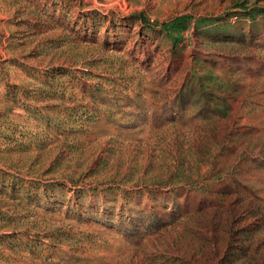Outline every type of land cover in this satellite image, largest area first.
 <instances>
[{
    "label": "rangeland",
    "instance_id": "rangeland-1",
    "mask_svg": "<svg viewBox=\"0 0 264 264\" xmlns=\"http://www.w3.org/2000/svg\"><path fill=\"white\" fill-rule=\"evenodd\" d=\"M0 264H264V0H0Z\"/></svg>",
    "mask_w": 264,
    "mask_h": 264
}]
</instances>
